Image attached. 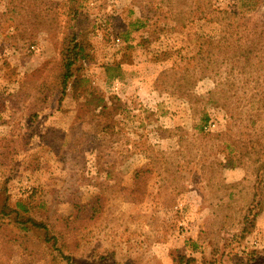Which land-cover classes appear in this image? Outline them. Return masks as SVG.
I'll list each match as a JSON object with an SVG mask.
<instances>
[{
	"label": "rangeland",
	"instance_id": "374dc122",
	"mask_svg": "<svg viewBox=\"0 0 264 264\" xmlns=\"http://www.w3.org/2000/svg\"><path fill=\"white\" fill-rule=\"evenodd\" d=\"M263 15L264 0H0V191L70 258L41 232L10 241L6 221L0 264H264V56L236 42ZM74 33L87 58L62 95Z\"/></svg>",
	"mask_w": 264,
	"mask_h": 264
},
{
	"label": "trees",
	"instance_id": "16d2710c",
	"mask_svg": "<svg viewBox=\"0 0 264 264\" xmlns=\"http://www.w3.org/2000/svg\"><path fill=\"white\" fill-rule=\"evenodd\" d=\"M262 17L264 18V15ZM143 28H146L145 23L138 21V31ZM236 31L239 36L236 42L246 44L242 46L246 48H244L242 54L238 55V58L248 62H250V60H254V63L259 62L257 60H260L261 62L264 56V20H259L258 23H253L252 20L250 22L249 19H244V24L240 27H236ZM229 39L234 41V38ZM255 48L259 49L254 51ZM226 56L228 59L229 55L226 54ZM86 58L87 49L84 42L78 38V34H72V36L65 40L62 51L61 70L58 76L62 95L67 93L68 87L72 82L73 87H76L78 84V80L74 78L75 70L81 62L86 60ZM105 69L109 71L110 67H106ZM208 122L209 120L207 119L205 123ZM263 168L264 164L259 168V171ZM139 173L140 172H138V175ZM0 194L3 195L2 204L0 205V225L3 227L5 225L4 223L7 221L8 225L13 226L12 233L14 235L11 236L10 241L29 242L35 240L34 235L41 232L43 238L37 240L40 242V249L43 248L45 252L48 251V256H51L54 262L60 263L61 259L70 261V258L63 253L64 251L62 252V249L58 248L59 241L55 238H51V230L49 226H47L46 222H43L42 219L35 216L34 210L30 204H17L15 209H13L9 206L8 199L4 196L6 195V192L0 191ZM252 216L253 215L248 212L243 220L240 235L241 240H245L248 236L252 235L256 229V215L253 216L255 219H251ZM48 243H52L53 248L56 249L58 254H54V252L51 251V248L48 249L46 247ZM257 254L259 253L253 252L252 257L255 258V255Z\"/></svg>",
	"mask_w": 264,
	"mask_h": 264
}]
</instances>
